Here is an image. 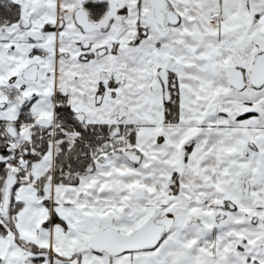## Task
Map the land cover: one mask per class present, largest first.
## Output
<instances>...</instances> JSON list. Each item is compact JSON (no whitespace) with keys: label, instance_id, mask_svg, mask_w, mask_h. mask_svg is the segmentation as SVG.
<instances>
[{"label":"snow or ice","instance_id":"snow-or-ice-1","mask_svg":"<svg viewBox=\"0 0 264 264\" xmlns=\"http://www.w3.org/2000/svg\"><path fill=\"white\" fill-rule=\"evenodd\" d=\"M0 264H264V0H0Z\"/></svg>","mask_w":264,"mask_h":264}]
</instances>
